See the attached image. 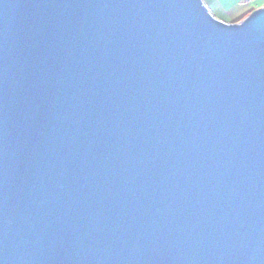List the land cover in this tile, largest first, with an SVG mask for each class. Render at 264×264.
<instances>
[{
  "label": "water",
  "instance_id": "95a60500",
  "mask_svg": "<svg viewBox=\"0 0 264 264\" xmlns=\"http://www.w3.org/2000/svg\"><path fill=\"white\" fill-rule=\"evenodd\" d=\"M3 264H264V9L0 0Z\"/></svg>",
  "mask_w": 264,
  "mask_h": 264
},
{
  "label": "crops",
  "instance_id": "0c3cea01",
  "mask_svg": "<svg viewBox=\"0 0 264 264\" xmlns=\"http://www.w3.org/2000/svg\"><path fill=\"white\" fill-rule=\"evenodd\" d=\"M203 3L206 5V7L208 8V10L210 12H212L214 15L216 16H221V15H225V12L227 10V16H228V22H238V20L245 15L247 12L252 11V10H257L260 9L258 6L257 7H248L247 9H243V10H239L237 13H232L233 12V7H229L228 5L229 3H227V7H223L222 5L218 4V3H209L207 0H202ZM242 1H246V2H253V0H242ZM212 14V15H213ZM229 15H231L232 17H230Z\"/></svg>",
  "mask_w": 264,
  "mask_h": 264
},
{
  "label": "rangeland",
  "instance_id": "374dc122",
  "mask_svg": "<svg viewBox=\"0 0 264 264\" xmlns=\"http://www.w3.org/2000/svg\"><path fill=\"white\" fill-rule=\"evenodd\" d=\"M209 3H218L220 5H222L223 7H227V3H229L228 8L229 7H233V12L232 13H237L239 10H243V9H247L248 7H253L252 4L253 2L249 3L246 1H242V0H229V2H225V0H207ZM255 10L249 11L247 12L245 15H243L238 21H240L242 18H244L245 16H247L248 14H250L251 12H253ZM211 14H213L211 12ZM227 10L225 12V15H221V16H216L213 14V16H215L216 18L224 21V22H228V16H227ZM230 17H232L231 15H229ZM227 17V18H226Z\"/></svg>",
  "mask_w": 264,
  "mask_h": 264
},
{
  "label": "snow or ice",
  "instance_id": "6c2138e0",
  "mask_svg": "<svg viewBox=\"0 0 264 264\" xmlns=\"http://www.w3.org/2000/svg\"><path fill=\"white\" fill-rule=\"evenodd\" d=\"M225 2H229V0H225ZM252 6L254 8L258 6L260 9H264V0H253ZM0 264H3L2 260H0Z\"/></svg>",
  "mask_w": 264,
  "mask_h": 264
}]
</instances>
